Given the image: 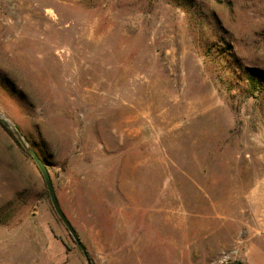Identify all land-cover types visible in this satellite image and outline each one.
I'll return each mask as SVG.
<instances>
[{
	"label": "rangeland",
	"instance_id": "1",
	"mask_svg": "<svg viewBox=\"0 0 264 264\" xmlns=\"http://www.w3.org/2000/svg\"><path fill=\"white\" fill-rule=\"evenodd\" d=\"M0 122V264H88L29 149L92 264H233L209 232L264 194V0H0Z\"/></svg>",
	"mask_w": 264,
	"mask_h": 264
},
{
	"label": "crops",
	"instance_id": "2",
	"mask_svg": "<svg viewBox=\"0 0 264 264\" xmlns=\"http://www.w3.org/2000/svg\"><path fill=\"white\" fill-rule=\"evenodd\" d=\"M263 190L249 200V210L227 214L216 212L214 218L222 220V227L233 225V231L222 234L219 240L217 232H209V256L223 253L226 259L243 264H264V194ZM210 230V229H209ZM219 245L214 255L213 245ZM233 263V264H234Z\"/></svg>",
	"mask_w": 264,
	"mask_h": 264
},
{
	"label": "water",
	"instance_id": "3",
	"mask_svg": "<svg viewBox=\"0 0 264 264\" xmlns=\"http://www.w3.org/2000/svg\"><path fill=\"white\" fill-rule=\"evenodd\" d=\"M29 154L32 157L33 161L35 162V164L37 165L40 173L43 176L44 182L46 184L47 190L49 192L50 198H51V202L53 205V208L56 212V214L58 215V217L61 219V221L63 222V224L66 226L68 232L70 233L71 237L73 238V240L76 242V244L79 246V248L81 249V251L83 252L87 263L88 264H92V260L91 257L89 255V252L87 251V248L85 247V245L83 244L81 238L79 237L78 233L76 232V230L74 229L73 225L71 224V222L69 221V219L67 218V216L65 215V213L63 212L59 200L57 198L55 189H54V185H53V181L51 178V175L49 173V170L45 164V162L43 161V159L38 155V153L33 150V149H29ZM234 264H243L239 261H236Z\"/></svg>",
	"mask_w": 264,
	"mask_h": 264
},
{
	"label": "trees",
	"instance_id": "4",
	"mask_svg": "<svg viewBox=\"0 0 264 264\" xmlns=\"http://www.w3.org/2000/svg\"><path fill=\"white\" fill-rule=\"evenodd\" d=\"M251 72L253 73V76H256V73L259 72V71H257V70H251ZM0 123H1L2 128H3L7 133H9L10 135L13 133L5 123H2V122H0Z\"/></svg>",
	"mask_w": 264,
	"mask_h": 264
}]
</instances>
